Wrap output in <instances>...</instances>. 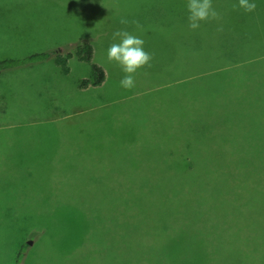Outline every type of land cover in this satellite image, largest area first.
I'll use <instances>...</instances> for the list:
<instances>
[{
	"label": "rangeland",
	"instance_id": "374dc122",
	"mask_svg": "<svg viewBox=\"0 0 264 264\" xmlns=\"http://www.w3.org/2000/svg\"><path fill=\"white\" fill-rule=\"evenodd\" d=\"M254 2L246 13L213 0L222 19L190 30L187 0H0V59L86 41L109 73L80 87L91 64L76 56L66 74L51 59L0 72V264H264V0ZM122 29L154 57L132 90L107 59ZM211 57L203 89L189 92V63ZM174 224L262 246L160 248L153 226Z\"/></svg>",
	"mask_w": 264,
	"mask_h": 264
},
{
	"label": "trees",
	"instance_id": "16d2710c",
	"mask_svg": "<svg viewBox=\"0 0 264 264\" xmlns=\"http://www.w3.org/2000/svg\"><path fill=\"white\" fill-rule=\"evenodd\" d=\"M250 46V45H248ZM197 55V53L195 54ZM76 56L79 60L85 61V62H90L91 64V69H92V77L91 78H83L79 82L80 87H85L87 85H99L101 84L105 77V71L104 69L98 65L95 62H92L93 58V46L86 41H78V42H72L68 45H65V47H58L52 50H45V51H39V52H34L25 56H20V57H15V58H3L0 59V72L4 73L13 69H16L18 67H31L34 66L35 64L44 62L46 60L51 59L54 61L56 64H58L63 72H68L69 71V66H68V60L72 57ZM213 64V68H216L217 63H214V59L212 57L207 60V61H202L201 58L197 59L196 61H193L192 66H190L189 63V71L193 73L194 77L192 78L194 80V83L190 85L189 92H193L192 89L199 88L203 89L200 85V81L198 80L197 77L201 76V70L207 69L206 65ZM211 66V67H212ZM210 67V68H211ZM193 71V72H192ZM205 73V72H204ZM198 82V83H197ZM192 86V89H191ZM208 88V87H207ZM206 88V89H207ZM212 89V87H209ZM196 91V95L199 96V101L196 102L205 103V100L203 99V102H201L200 98V90H194ZM205 94H208L205 90ZM223 220H227L224 218ZM186 225V224H185ZM175 227V233L170 234V230H168L167 227H162L159 229L155 225L153 226V229L155 230L157 228L158 231L161 232V234H164V239L158 242H161L158 246L160 248L167 247V248H173V249H186V248H202L205 245L204 243L211 244L213 246L219 247V248H239V246H249L250 243L249 241H253L252 247L253 248H258V246H262L261 244L258 243V240L254 239H249L245 238L243 241L238 239V236L236 237H229V238H213L211 237L206 238V236H200L198 237V234H204L200 233L203 232L205 229V225H197L199 229L196 231L189 228H184V227H176L175 224L171 226ZM171 231H174V229H171ZM207 233V232H205ZM214 232L212 229L209 231V234H213ZM263 241V238H262ZM136 244V242L134 243ZM251 246V245H250ZM264 246V245H263ZM27 247V243L24 242L21 244L17 255H16V263L21 262V258L24 254L25 248Z\"/></svg>",
	"mask_w": 264,
	"mask_h": 264
},
{
	"label": "clouds",
	"instance_id": "9594fccd",
	"mask_svg": "<svg viewBox=\"0 0 264 264\" xmlns=\"http://www.w3.org/2000/svg\"><path fill=\"white\" fill-rule=\"evenodd\" d=\"M188 27L196 30L201 27L202 22L220 21L221 14L213 6V0H187ZM234 10L243 9L246 13L254 12L257 4L254 0H238L233 4ZM119 23L128 25V19L121 17ZM138 32L143 31V26L138 21H132ZM218 32L223 31V27L217 28ZM113 43L107 49V59L115 62L125 73L119 84L126 90H132L136 86V74L144 67H151L153 54L144 48L145 40L126 29L117 30L112 34Z\"/></svg>",
	"mask_w": 264,
	"mask_h": 264
},
{
	"label": "crops",
	"instance_id": "0c3cea01",
	"mask_svg": "<svg viewBox=\"0 0 264 264\" xmlns=\"http://www.w3.org/2000/svg\"><path fill=\"white\" fill-rule=\"evenodd\" d=\"M58 65V64H57ZM99 65V64H98ZM59 66V65H58ZM101 66V65H100ZM90 67H91V65H90ZM103 69H104V71H105V74H106V77H105V79H104V81L102 82V83H105L106 82V79H108V77H109V73H108V70L104 67V66H101ZM59 69H60V67H59ZM188 70H189V68H188ZM61 71V70H60ZM62 73H64V74H66V73H68V72H63V71H61ZM91 74H92V69H91ZM137 75V74H136ZM142 75V74H141ZM145 75V74H144ZM145 76H147V75H145ZM83 78H90V77H87V76H84V77H82L81 79H83ZM149 78V77H148ZM80 79V80H81ZM190 79V78H189ZM79 83V82H78ZM101 83V84H102ZM100 85V84H99ZM157 85V84H156ZM88 86V85H87ZM95 86V85H94ZM188 90H189V84H188Z\"/></svg>",
	"mask_w": 264,
	"mask_h": 264
},
{
	"label": "water",
	"instance_id": "95a60500",
	"mask_svg": "<svg viewBox=\"0 0 264 264\" xmlns=\"http://www.w3.org/2000/svg\"><path fill=\"white\" fill-rule=\"evenodd\" d=\"M29 243H32V241H29Z\"/></svg>",
	"mask_w": 264,
	"mask_h": 264
}]
</instances>
